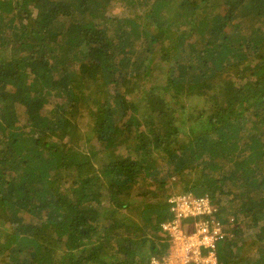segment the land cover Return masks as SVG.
<instances>
[{
	"label": "trees",
	"instance_id": "obj_1",
	"mask_svg": "<svg viewBox=\"0 0 264 264\" xmlns=\"http://www.w3.org/2000/svg\"><path fill=\"white\" fill-rule=\"evenodd\" d=\"M182 192L264 264V0H0V264H146Z\"/></svg>",
	"mask_w": 264,
	"mask_h": 264
},
{
	"label": "built area",
	"instance_id": "obj_2",
	"mask_svg": "<svg viewBox=\"0 0 264 264\" xmlns=\"http://www.w3.org/2000/svg\"><path fill=\"white\" fill-rule=\"evenodd\" d=\"M171 218L161 223L168 248L162 255H153L146 264H217V244L234 236L238 222L230 213L224 217L221 207L209 194L191 192L168 197ZM194 218L193 232H185L183 224Z\"/></svg>",
	"mask_w": 264,
	"mask_h": 264
},
{
	"label": "rangeland",
	"instance_id": "obj_3",
	"mask_svg": "<svg viewBox=\"0 0 264 264\" xmlns=\"http://www.w3.org/2000/svg\"><path fill=\"white\" fill-rule=\"evenodd\" d=\"M175 189H176V191H178L179 190V187L178 188L175 187ZM229 205H230V203L226 201V202L223 203V207H221L222 214H223L224 217H228L230 215V213H231L230 210L233 209V207H231V206L229 208ZM194 222H195V219L194 218H188L187 219V224H183V230L185 232H188V233L193 232L195 230ZM224 241H226V240H220L218 242V246L220 248L219 251H222L223 250V247L222 246L224 244Z\"/></svg>",
	"mask_w": 264,
	"mask_h": 264
}]
</instances>
